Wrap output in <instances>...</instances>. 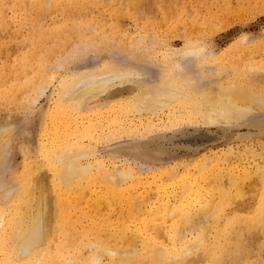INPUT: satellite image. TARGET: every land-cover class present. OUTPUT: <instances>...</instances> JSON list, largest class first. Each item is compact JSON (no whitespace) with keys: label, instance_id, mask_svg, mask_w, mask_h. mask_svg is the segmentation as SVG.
<instances>
[{"label":"rangeland","instance_id":"obj_1","mask_svg":"<svg viewBox=\"0 0 264 264\" xmlns=\"http://www.w3.org/2000/svg\"><path fill=\"white\" fill-rule=\"evenodd\" d=\"M59 29L62 30L60 33ZM190 44L205 48L204 53L198 59L195 58L196 60L182 53ZM211 55L213 56L210 57ZM119 63L134 66L141 73V77L132 78L130 81L137 86L142 82L149 85H160L167 81L170 83L174 75L177 76L175 83L178 85L179 68L182 66L186 73L192 78L195 77L193 81L199 88L212 84L231 87L230 83H243V90L247 87L254 88V91L264 94V0H0V154L5 155V160L0 162L1 185L12 184V175L21 171L23 165H29L34 171L36 182L45 190L49 200L53 201L50 202L51 207L57 208V186L47 160L40 153L43 127L47 119L50 120L47 118L49 111L56 107L64 81L71 82L72 78L89 75L90 72L101 74L104 70L118 67ZM108 73L102 74L103 77L110 74ZM102 75L99 76L100 79ZM250 78L253 83L249 81ZM228 81L230 82L227 83ZM249 82L254 87L248 86ZM129 84H117L112 87L110 94L125 91L132 86ZM87 98L86 104L91 106L96 100L100 102L103 95ZM262 105L247 120L240 121V125L226 124L223 121L215 125H204L195 119L191 123L184 121L177 126L174 123L173 127L166 116L161 121L154 117V128L151 131L141 129L144 135L140 132L132 134L131 137L124 135L119 139L122 146L129 145L135 149V158L130 155L127 156L128 159L119 156L111 162L103 154V150L110 143H97L89 138L87 140V137L82 139V143L87 148L93 147L96 159L105 160L107 165L115 163L125 169L129 166L135 172L139 167L138 162L139 165H146L154 160L156 163L157 160L164 162L163 165L167 162L164 167L160 163V168H164L165 174L161 172V175L165 180L167 174L176 168L180 176L183 175L176 180L178 182L173 183L189 180L190 176L199 178L196 168L203 155L211 157L217 153L218 156L237 162L240 169L248 167L252 183H257L261 188L264 180V175L261 174L264 169L260 170L264 168V104ZM102 111L86 114L87 120H107L105 117L108 114L105 110ZM129 118L134 119L132 116ZM144 122L148 120L144 119ZM4 126H10L9 130L4 131ZM170 126L173 128L168 129ZM144 165L140 167L144 168ZM228 165H223L224 171L230 170ZM256 167L259 168L258 171ZM149 178L150 182L153 181L151 176ZM248 182L249 179H244L239 184L247 188ZM202 184L208 187L206 183ZM152 188L155 189L154 185ZM233 189L231 192L234 194ZM91 191V202H96V193H104L103 189L97 190L95 187H91ZM216 195L214 198L217 200ZM252 199L255 210L256 207L260 208V200L254 196L252 198L251 192L242 201L248 203ZM80 203L78 205L84 208V203ZM230 205L221 214L224 219L232 216L235 208L240 207H235L232 203ZM84 209L88 211V215L91 213L93 216L91 208ZM116 211L118 212L112 213V218L116 221L125 218L123 209V217L117 215L119 210ZM70 213L72 220L78 219L77 224L75 223L77 230L84 228L86 223L85 226L88 227L85 229L92 233L89 235L91 239L102 236L100 238H105L103 242L111 246L112 243L106 241L109 230L104 227L106 225L96 228L91 215L90 218L80 217L78 209L73 208ZM246 216L249 218L253 215L243 214L242 218H247ZM54 219L56 220L55 217ZM212 221L208 223L211 228L209 239H213L215 228L222 223ZM53 224L55 223L52 222ZM167 224L162 220L156 221L155 225L163 229L160 228L163 235L168 236L172 224ZM89 225L93 228L89 229ZM94 227L98 232H92ZM258 227V230L251 228L240 232L243 242L237 264H264V228ZM239 228L236 224L235 229ZM188 234L190 237L195 235L194 232ZM228 236L231 241L236 239L235 230ZM87 238L83 237L81 242ZM136 245L140 250V242ZM86 249L80 247V256L84 254L87 257L91 251H97L94 246L90 250ZM207 255V251L200 249L190 254L188 259H193L190 264H206L204 262ZM202 257L204 258L201 259ZM82 258L77 264H87L81 263ZM101 258V264H117L115 256L111 258L104 253ZM183 261L170 260L165 264H182ZM137 262L151 264L144 257Z\"/></svg>","mask_w":264,"mask_h":264},{"label":"bare ground","instance_id":"obj_2","mask_svg":"<svg viewBox=\"0 0 264 264\" xmlns=\"http://www.w3.org/2000/svg\"><path fill=\"white\" fill-rule=\"evenodd\" d=\"M58 31L60 33L62 30ZM204 50L201 45L190 44L182 53L196 60L195 58L198 59ZM133 67L120 64L111 70H104L105 73L90 72L89 75L83 74L78 78H72L71 82L62 83L56 107L49 111L47 118L50 120L47 119L43 127L40 150L52 170L57 186V200L54 198L58 202L57 208L51 207L50 202L53 201L49 200L45 190L36 182L34 171L29 165H23L21 171L12 175V184H0V264H77L80 258L85 257L84 254L80 256V247L90 250L93 246L97 251L88 253L87 257L82 258L81 263L101 264L102 254L107 253L111 258L117 257V264H138L137 261L142 257L147 258L151 264H165L170 260L171 262L184 260L182 264H190L193 259H188V256L203 249L208 254L204 262L206 264H237L243 242L240 232L258 226L264 228V180L261 188L257 183L255 185L250 179L249 168L240 169L234 160L218 156L217 153L211 157L203 155L196 168V172L199 171V178L190 176L189 180H186L183 177L185 180L173 183L183 175L180 176L176 168L167 174L165 180L161 175L164 168H160V163L164 167L167 162L163 165L164 162L157 160L156 163L153 158L154 162L151 161L153 165L150 162L149 166L142 163L139 165L138 162L139 167L135 172L134 168L132 170L129 166L125 169L115 163L107 165L105 160L95 158L96 152L93 147L90 149L89 146L87 148V145H83L82 139L85 140L86 137L87 140L89 138L97 143H110L106 145L107 149L103 150V154L110 158L111 162L119 156L128 159L127 156L130 155L135 158V149L129 145L122 146L119 139L124 135L131 137L132 134L140 133L141 129L151 131L154 128L152 125L154 117L162 120V117L166 116L173 127L174 123L177 126L181 122L191 123L190 121L195 119L204 125H215L221 121L234 125L247 120L264 104V94L254 91V88L247 87L243 90V83H234L236 86L230 83L231 87L212 84L199 88L200 86L193 81L195 77L192 78L186 73L182 66L179 68L178 85L175 83L177 76L174 75L170 83L167 81L160 85H149L142 82L137 86L130 81L132 78L141 77V73ZM107 73L109 75L105 76ZM102 74H105L104 77ZM251 80L252 78L249 81ZM128 82L132 84L128 89L114 90L116 93L110 94L112 87ZM174 83L181 89L179 90ZM249 84L247 83L251 87L250 82ZM192 94L195 96H191ZM96 95H103L104 100L101 99L100 102L96 100L91 106L86 104L87 97ZM102 109L108 114L105 117L107 120L97 119V122L87 120L86 114L101 113ZM130 116L134 119L129 120ZM143 118L148 122H144ZM3 128L1 130L7 131L10 126ZM0 155L2 163L5 155ZM225 164L231 167L229 171H224ZM255 169L258 171L259 168ZM187 171L188 169L184 172ZM263 173L261 172L262 175ZM149 176L153 181L150 182ZM244 179H249L247 188L239 184ZM203 182L208 187H205ZM152 185L155 187L154 190ZM91 187L104 190V193L100 191L95 194L96 202L90 200L93 195ZM232 188L235 190L234 194L231 192ZM249 192L252 193V198L254 196L260 200V208L256 207L255 210L253 199L248 203L242 201L247 198ZM215 194L218 195L217 200L214 198ZM50 199L52 200V197ZM74 200L84 203V208H91L93 216L91 213V216L88 215V211L78 205L80 202H73L74 204L70 202ZM231 203L235 207L238 205L240 207H236L235 212L232 210L234 214L224 219L223 210ZM73 208L78 209L80 217H91L96 228L102 224L106 225L104 227L109 229H106L108 231L106 241L109 240L111 246L103 242L105 238H100L102 236L91 239L89 235L92 233L85 229L88 227L85 226L86 223L84 228L77 230L75 223L77 224L78 219L72 220L70 216L72 214L70 210ZM122 209L126 213L124 219L119 218L121 220L116 221L111 217L113 212H118L116 210H119L117 215L123 217L125 213L121 212ZM247 213H252L253 216L248 218L247 215V218H242L243 214ZM162 220L166 225L172 224L168 236L163 235V229L155 225L156 221ZM210 220L222 222L217 229L215 228L212 240L208 237L211 232L208 224ZM52 222L55 224L52 225ZM236 224L240 226L238 230L235 229ZM90 227L92 226L89 225V229ZM94 230L95 227L92 232ZM234 230L236 239L231 241L228 234ZM189 232H194L195 235L190 237ZM81 237L89 238L81 242ZM137 242L141 244L140 250Z\"/></svg>","mask_w":264,"mask_h":264}]
</instances>
